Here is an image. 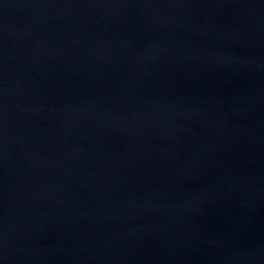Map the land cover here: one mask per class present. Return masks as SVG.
<instances>
[{
    "label": "water",
    "instance_id": "obj_1",
    "mask_svg": "<svg viewBox=\"0 0 264 264\" xmlns=\"http://www.w3.org/2000/svg\"><path fill=\"white\" fill-rule=\"evenodd\" d=\"M0 264H264V0H0Z\"/></svg>",
    "mask_w": 264,
    "mask_h": 264
}]
</instances>
